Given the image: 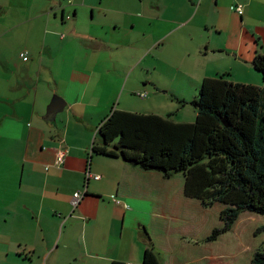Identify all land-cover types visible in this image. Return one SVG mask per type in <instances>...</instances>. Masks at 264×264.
Returning <instances> with one entry per match:
<instances>
[{
  "label": "crops",
  "instance_id": "0c3cea01",
  "mask_svg": "<svg viewBox=\"0 0 264 264\" xmlns=\"http://www.w3.org/2000/svg\"><path fill=\"white\" fill-rule=\"evenodd\" d=\"M136 2L121 20L111 22L107 13L101 30L79 33L78 13L90 6L87 0L69 2L71 25L68 9L60 6L59 18L52 0H0V256L31 255L40 264H141L145 230L160 264H214L228 254H215L219 240L196 242L221 218L185 194L183 175L166 178L95 156L92 147L127 87L135 101L147 84L156 90L148 98L170 90L176 99L193 98L205 78L224 73L259 85L253 60L264 53V0ZM237 4L242 15L233 9ZM131 20L142 32L136 40L106 36L109 24L122 30ZM156 61L171 65L190 93L166 77L133 76L137 68H157ZM55 96L65 107L48 121ZM88 170L101 178L87 180ZM84 190L89 197L74 207V193Z\"/></svg>",
  "mask_w": 264,
  "mask_h": 264
},
{
  "label": "trees",
  "instance_id": "16d2710c",
  "mask_svg": "<svg viewBox=\"0 0 264 264\" xmlns=\"http://www.w3.org/2000/svg\"><path fill=\"white\" fill-rule=\"evenodd\" d=\"M253 67L264 80V53L255 56ZM228 75L202 81L190 101L197 112L194 122L175 121L173 113L164 117L116 108L101 123L92 147L95 156L166 178L183 175L188 197L205 208L221 204L222 224L199 243L219 240L245 211L264 215V85L235 83ZM145 235L141 264H160L147 230ZM251 264H264V249L255 252Z\"/></svg>",
  "mask_w": 264,
  "mask_h": 264
},
{
  "label": "rangeland",
  "instance_id": "374dc122",
  "mask_svg": "<svg viewBox=\"0 0 264 264\" xmlns=\"http://www.w3.org/2000/svg\"><path fill=\"white\" fill-rule=\"evenodd\" d=\"M41 1V0H37ZM45 1V0H44ZM55 6H58V15L61 18V7L68 9V13H66L65 18L69 16L65 21L68 24H72L75 17L72 18L73 11L70 10V4L68 0H52ZM89 2V7L81 8L78 13V27H76V31L87 29L88 31L96 30L95 27L99 30L100 25L99 21H105L107 13L110 15V21H119L121 18L126 17V12L130 13L133 11V7L137 4L138 0H87ZM54 6V7H55ZM52 8H49V10ZM70 20V21H69ZM65 23V24H66ZM65 24H62L64 26ZM122 24V23H121ZM136 26H133L132 20L122 25V30L116 28L113 24H109L106 30L109 34H106L109 39H113L114 37L120 41L121 38L124 39L132 37V39L136 40L139 38L140 30L135 29ZM106 30H102L104 33ZM119 31H122V37L119 36ZM64 35L71 34L70 29L64 30ZM80 33V32H79ZM84 33V32H82ZM105 35V34H103ZM114 35V36H113ZM140 55V54H139ZM138 55V56H139ZM134 57H137L135 55ZM155 61L154 58H150ZM157 68L151 67V69L141 70L140 68L135 69L133 76H139L141 73L145 78L148 77L150 79H159V78H167L168 82L173 85V87L178 88L179 90H184L185 94L190 93L188 82L180 77H175V71L171 65L156 61ZM133 65V64H132ZM255 72L258 73L261 77V82L257 86H263V74L260 71H257L254 68ZM129 76L127 75V78ZM228 78L230 81H234V75L229 74ZM235 82V81H234ZM237 83V82H235ZM162 86L161 89H163ZM129 87L123 92V96L121 93L115 101V106L118 109H122L124 111L130 112H139V113H150L153 112L155 114H169L173 113L172 118L177 121H186V122H194L196 120L195 114H197L195 107L190 103L193 99L192 95H188L187 100L188 103L182 104L179 99H176L175 96H172L171 91L163 93L162 97L157 99L153 98H138L134 95L135 101H132L131 97H128L130 94ZM145 91V90H144ZM146 91L149 94L150 92L155 93L156 90L149 84H147ZM198 93V92H197ZM197 95V94H196ZM153 97V96H152ZM138 98V99H136ZM134 105V106H133ZM134 107V108H132ZM178 121V122H179ZM79 205V204H78ZM214 212L218 213L217 216L220 215L222 205L217 204L216 206L211 208ZM214 217V222L219 220V217ZM220 223V220H219ZM222 224V221H221ZM220 224V225H221ZM264 215L257 214L253 212L245 211L240 214L237 222L235 223L233 229L226 234L222 235L218 242L214 245L215 254L221 252H227V255H218L214 260V264H251L252 258L255 252L258 249H264ZM143 229V228H142ZM0 264H40L38 258H31V255L28 256H19V257H7L0 256ZM43 264H46L44 262Z\"/></svg>",
  "mask_w": 264,
  "mask_h": 264
},
{
  "label": "built area",
  "instance_id": "2783aa9c",
  "mask_svg": "<svg viewBox=\"0 0 264 264\" xmlns=\"http://www.w3.org/2000/svg\"><path fill=\"white\" fill-rule=\"evenodd\" d=\"M69 2H72V0H68ZM233 9H235V11L237 13H239L240 15L243 14L244 12V7L242 4H237L235 6H233ZM67 18H69V16H67ZM20 57L23 59V61H28L30 59L29 56V51L28 50H23L20 52ZM141 98H147L148 97V93H141L140 94ZM66 151L63 149L59 152L58 156H57V161L62 163L64 161V156H65ZM87 180L90 179H100L101 176L100 175H96L93 174L90 170L87 171L86 174ZM86 190L84 191H77L74 193L73 199H72V204L74 207H77L78 204L81 202V200L83 199V197L85 196Z\"/></svg>",
  "mask_w": 264,
  "mask_h": 264
},
{
  "label": "water",
  "instance_id": "95a60500",
  "mask_svg": "<svg viewBox=\"0 0 264 264\" xmlns=\"http://www.w3.org/2000/svg\"><path fill=\"white\" fill-rule=\"evenodd\" d=\"M64 107H65L64 105L60 104L59 97L55 96L54 99L52 100L51 105L48 107L45 119L48 121H54L56 119V115L60 111H63ZM85 196L89 197V195H86V194H85Z\"/></svg>",
  "mask_w": 264,
  "mask_h": 264
},
{
  "label": "flooded vegetation",
  "instance_id": "af4514ba",
  "mask_svg": "<svg viewBox=\"0 0 264 264\" xmlns=\"http://www.w3.org/2000/svg\"><path fill=\"white\" fill-rule=\"evenodd\" d=\"M65 15H66V13H65Z\"/></svg>",
  "mask_w": 264,
  "mask_h": 264
}]
</instances>
